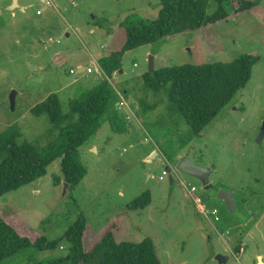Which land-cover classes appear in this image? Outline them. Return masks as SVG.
Here are the masks:
<instances>
[{"label":"rangeland","instance_id":"374dc122","mask_svg":"<svg viewBox=\"0 0 264 264\" xmlns=\"http://www.w3.org/2000/svg\"><path fill=\"white\" fill-rule=\"evenodd\" d=\"M47 1L17 0L9 9L13 0H0V133L16 124L18 141L39 149L77 122L68 103L101 77L96 60L124 44L121 21L129 15L156 19L161 8V0ZM215 9L210 0L206 13ZM243 54L258 57L248 83L198 134L165 89L144 85L151 56L158 69L229 62ZM80 66L91 71H78ZM110 79L129 106L120 111L129 116L130 130L117 133L102 121L79 148L87 173L74 189L64 190L61 158H56L43 176L0 196V214L13 217L22 234L59 240L55 249L28 247L0 264H36L66 255L70 243L64 233L80 215L93 237L110 225L116 241L150 237L162 264H218L217 254L228 256L226 264H264V134L258 138L264 121V0L225 21L127 50ZM52 93L68 114L60 123L30 112ZM185 155L200 166L214 165L213 188L204 190L197 178L177 170ZM187 184L197 188L205 213ZM233 186L236 207L229 211L216 194ZM145 192L149 204L130 208Z\"/></svg>","mask_w":264,"mask_h":264},{"label":"trees","instance_id":"16d2710c","mask_svg":"<svg viewBox=\"0 0 264 264\" xmlns=\"http://www.w3.org/2000/svg\"><path fill=\"white\" fill-rule=\"evenodd\" d=\"M213 1L216 9L210 15L206 13L210 0H161L156 19L135 15L125 17L120 23L124 28V44L98 58L101 77L97 78L94 86L68 103L70 113L78 115L75 124L63 127L56 139L42 149L26 141L19 142L21 132L16 124L0 133V196L43 176L47 166L56 158H61V172L68 189H74L87 173L80 160L79 148L92 140L102 121H108L117 133L130 130V120L118 105L123 95L110 79L115 71L121 69L124 52L174 34L225 21L247 12L260 0ZM257 60L256 55L243 54L229 62L165 66L148 70L142 77L146 87L155 91L166 90L169 101L198 134L246 86ZM30 112L35 116L45 114L50 123H60L68 117L54 93L32 106ZM149 202L150 195L145 192L129 207L144 208ZM12 218L0 214V262L28 247L39 250L57 247L58 239L48 241L42 235L31 240L11 222ZM112 227L110 225L93 237L86 227L85 217L80 215L64 233L70 243L69 252L36 264H162L150 237L138 242L116 241Z\"/></svg>","mask_w":264,"mask_h":264},{"label":"water","instance_id":"95a60500","mask_svg":"<svg viewBox=\"0 0 264 264\" xmlns=\"http://www.w3.org/2000/svg\"><path fill=\"white\" fill-rule=\"evenodd\" d=\"M17 0H13V4L9 5L8 8H14L13 6H17ZM149 67H150V71H153V57L151 56L150 61H149ZM84 70V68H79L78 71H82ZM15 97H16V92L15 90H13L10 94V104H11V108L14 107L15 104ZM264 134V122L262 123L260 129H259V137L260 138L262 135ZM176 168L178 171L182 172V173H186L189 174L191 176H194L195 178H197L204 190H209L211 188H213V185L210 181V176L212 173V170L214 168V165L211 166H200L198 164H196L195 162L191 161L187 155L181 157L179 159V161L177 162ZM166 169H169L168 167ZM68 186V184L65 182L64 183V190L66 189V187ZM235 193V186H233L232 188L228 189V190H218L216 196L218 198H221L222 200H224L227 208L229 211H234L235 210V200L233 198V195ZM216 259L218 261V264H226L228 261V256L225 254H217Z\"/></svg>","mask_w":264,"mask_h":264},{"label":"built area","instance_id":"2783aa9c","mask_svg":"<svg viewBox=\"0 0 264 264\" xmlns=\"http://www.w3.org/2000/svg\"><path fill=\"white\" fill-rule=\"evenodd\" d=\"M45 2H46L47 4H49V1L45 0ZM39 12H40V10L37 11V13H39ZM84 70H87L88 72L91 71L90 67H88L87 69L84 68ZM70 72H74V70L71 69ZM118 105H119V106L124 105L125 107H127V108L129 109V106H128V104H127V101H126L125 98H123L122 96H121L120 101L118 102ZM128 117H129V116L127 115L126 118H128ZM169 171H170V169H165V170L162 171V174L165 175V174H167ZM186 188L188 189V193L193 197L195 203H197V205H198V207L200 208V210H201L203 213H205L204 210L202 209V207L200 206V203H201V201H202L201 198H200V197H197V196L195 197V192H196L197 188H196L195 186H193V185L190 186L189 184L186 185ZM216 212H217L216 209H213V210H212V213H213V214H215ZM215 219H217V217H215ZM242 250H243V248H242V246H241V247H239V249H238V251H237L236 253L239 255V254L242 252Z\"/></svg>","mask_w":264,"mask_h":264},{"label":"crops","instance_id":"0c3cea01","mask_svg":"<svg viewBox=\"0 0 264 264\" xmlns=\"http://www.w3.org/2000/svg\"><path fill=\"white\" fill-rule=\"evenodd\" d=\"M97 60H98V59H97ZM97 60H96V62H97ZM79 68L81 69V68H84V67L80 66ZM259 259H260V258H259Z\"/></svg>","mask_w":264,"mask_h":264},{"label":"flooded vegetation","instance_id":"af4514ba","mask_svg":"<svg viewBox=\"0 0 264 264\" xmlns=\"http://www.w3.org/2000/svg\"><path fill=\"white\" fill-rule=\"evenodd\" d=\"M263 122H264V121H263ZM263 122H262V123H263ZM261 125H262V124H261ZM260 127H261V126H260ZM259 129H260V128H259Z\"/></svg>","mask_w":264,"mask_h":264}]
</instances>
